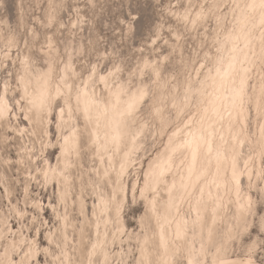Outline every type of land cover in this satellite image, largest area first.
<instances>
[{"label":"snow or ice","instance_id":"snow-or-ice-1","mask_svg":"<svg viewBox=\"0 0 264 264\" xmlns=\"http://www.w3.org/2000/svg\"><path fill=\"white\" fill-rule=\"evenodd\" d=\"M83 2L0 32V264H264V0Z\"/></svg>","mask_w":264,"mask_h":264},{"label":"rangeland","instance_id":"rangeland-1","mask_svg":"<svg viewBox=\"0 0 264 264\" xmlns=\"http://www.w3.org/2000/svg\"><path fill=\"white\" fill-rule=\"evenodd\" d=\"M49 2H53V0H0V32L6 33L9 29H12L18 31V34L22 36L26 28H31L34 25L39 27V20L46 16ZM99 2L104 5L103 9L98 7L95 10V20L93 21V24H85L83 26L84 31L80 33L77 40L79 41L82 37L83 42L87 44L89 30L91 29V36L93 39L104 35L109 38L114 37L112 42L117 43L119 41V36L113 34L106 25H108L112 16H116L122 11L120 8V0H99ZM80 7H84L83 0H80ZM89 15H91V13H89ZM66 18L65 15V19ZM193 43L198 44V41H194ZM104 46H108V50L111 51V46L108 44V40L102 41L101 50H103ZM21 47H23L22 41ZM168 51H170V49L163 50L162 55H167ZM13 52H15V50H13ZM188 54L189 53L185 51V59H187ZM152 58L156 59L157 57L153 56ZM174 63L175 68L173 69L169 66L168 72L165 73L169 79H171L172 75L183 71L178 52L175 54ZM180 79H183V77L180 76ZM256 163L257 166H259V160H257ZM91 202V199H89V207L91 206ZM142 211L143 209L141 208V212ZM124 247L127 249L128 245L125 244ZM125 259H130V257L125 256Z\"/></svg>","mask_w":264,"mask_h":264},{"label":"bare ground","instance_id":"bare-ground-1","mask_svg":"<svg viewBox=\"0 0 264 264\" xmlns=\"http://www.w3.org/2000/svg\"><path fill=\"white\" fill-rule=\"evenodd\" d=\"M91 203H92V202H91ZM208 215H209V220H210V212H209V214H208ZM117 258H118V257H117Z\"/></svg>","mask_w":264,"mask_h":264}]
</instances>
